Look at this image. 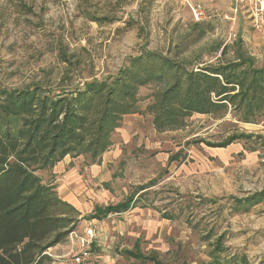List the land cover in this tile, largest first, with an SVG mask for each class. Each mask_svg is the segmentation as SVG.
Instances as JSON below:
<instances>
[{
    "label": "rangeland",
    "instance_id": "obj_1",
    "mask_svg": "<svg viewBox=\"0 0 264 264\" xmlns=\"http://www.w3.org/2000/svg\"><path fill=\"white\" fill-rule=\"evenodd\" d=\"M237 42L264 64V17L255 23L244 1L0 0V90L36 83L81 88L115 75L141 49L193 66L228 60ZM150 92L140 89L139 110ZM150 121L146 114L124 118L98 164L68 157L39 172L78 213L74 232L51 256L71 255L91 229L93 264H200L219 236L227 254L264 264V200L247 212L233 206L264 195V118L244 125L195 115L165 133ZM239 134L250 138L218 145ZM131 199L125 213L89 218L95 207Z\"/></svg>",
    "mask_w": 264,
    "mask_h": 264
},
{
    "label": "trees",
    "instance_id": "obj_2",
    "mask_svg": "<svg viewBox=\"0 0 264 264\" xmlns=\"http://www.w3.org/2000/svg\"><path fill=\"white\" fill-rule=\"evenodd\" d=\"M240 44L236 43L232 59L196 66L141 49L115 75L91 80L81 88L36 83L0 90V264L50 262L45 252L74 232L78 213L58 196L52 183L43 182L39 172L68 157L98 164L127 115L150 116L157 133L181 130L195 115L259 124L264 118V64L257 66ZM225 55L223 48L221 56ZM65 62L70 63L63 57ZM146 87L151 92L143 111L138 108L139 91ZM249 138L231 135L218 145L227 147ZM263 200L264 195L255 196L236 200L233 206L247 212ZM131 204L132 199L95 207L89 218L100 221L122 214ZM223 242V236L215 238L209 245V260L200 264H249L245 255L227 254ZM123 254L143 259L139 254Z\"/></svg>",
    "mask_w": 264,
    "mask_h": 264
},
{
    "label": "built area",
    "instance_id": "obj_3",
    "mask_svg": "<svg viewBox=\"0 0 264 264\" xmlns=\"http://www.w3.org/2000/svg\"><path fill=\"white\" fill-rule=\"evenodd\" d=\"M237 1H244L249 4L250 11L252 14V17H254L255 23L258 22L259 19L264 17V10L262 8V0H237ZM202 15V12L197 8V10H194L193 17L194 19L200 20V17ZM76 236V234H75ZM93 238L94 233L93 230L87 229L86 235L83 239H80L79 242L75 245V250L71 253V255H67L64 258H57L61 259L60 264H93L92 262V244H93ZM45 254L57 261L55 258H53L48 252H45Z\"/></svg>",
    "mask_w": 264,
    "mask_h": 264
},
{
    "label": "crops",
    "instance_id": "obj_4",
    "mask_svg": "<svg viewBox=\"0 0 264 264\" xmlns=\"http://www.w3.org/2000/svg\"><path fill=\"white\" fill-rule=\"evenodd\" d=\"M135 115H138V114H134V115H127V116H135ZM127 116H126V117H127ZM126 117H124V118H126ZM67 203H69V202H67ZM69 204H70V203H69ZM54 249H55V248H52V249H50V250H49V252H48V251H47V252L50 254V252H51V251H54ZM50 255H51V254H50Z\"/></svg>",
    "mask_w": 264,
    "mask_h": 264
},
{
    "label": "bare ground",
    "instance_id": "obj_5",
    "mask_svg": "<svg viewBox=\"0 0 264 264\" xmlns=\"http://www.w3.org/2000/svg\"><path fill=\"white\" fill-rule=\"evenodd\" d=\"M262 8H263V10H264V0H262Z\"/></svg>",
    "mask_w": 264,
    "mask_h": 264
}]
</instances>
